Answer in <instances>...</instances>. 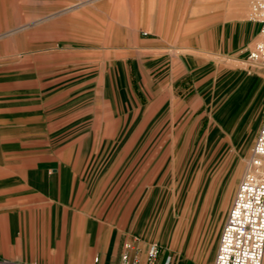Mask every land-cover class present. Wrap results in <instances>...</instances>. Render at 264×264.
<instances>
[{"label":"rangeland","instance_id":"rangeland-1","mask_svg":"<svg viewBox=\"0 0 264 264\" xmlns=\"http://www.w3.org/2000/svg\"><path fill=\"white\" fill-rule=\"evenodd\" d=\"M229 1L0 0V70L38 75L45 148L76 153L95 221L169 264H212L264 111Z\"/></svg>","mask_w":264,"mask_h":264},{"label":"crops","instance_id":"crops-1","mask_svg":"<svg viewBox=\"0 0 264 264\" xmlns=\"http://www.w3.org/2000/svg\"><path fill=\"white\" fill-rule=\"evenodd\" d=\"M244 24L254 42L258 24ZM38 79L26 67L0 70V256L15 264H90L93 256L99 264H121L130 242L129 255L142 263L148 243L93 219L90 201L78 194L76 153L45 148ZM166 255L159 251L157 264ZM172 264L197 263L177 256Z\"/></svg>","mask_w":264,"mask_h":264},{"label":"built area","instance_id":"built-area-1","mask_svg":"<svg viewBox=\"0 0 264 264\" xmlns=\"http://www.w3.org/2000/svg\"><path fill=\"white\" fill-rule=\"evenodd\" d=\"M248 20L258 24L257 37L246 58L264 67V0H248ZM132 243L126 242L121 264H157L159 247L148 243L145 258L139 263ZM264 251V111L249 149L248 157L236 182L232 199L221 224L212 264H261ZM166 255L162 264H169ZM0 264H15L0 256ZM90 264H99L93 256Z\"/></svg>","mask_w":264,"mask_h":264},{"label":"bare ground","instance_id":"bare-ground-1","mask_svg":"<svg viewBox=\"0 0 264 264\" xmlns=\"http://www.w3.org/2000/svg\"><path fill=\"white\" fill-rule=\"evenodd\" d=\"M263 260H264V251H263V256H262V263H261V264H263Z\"/></svg>","mask_w":264,"mask_h":264}]
</instances>
